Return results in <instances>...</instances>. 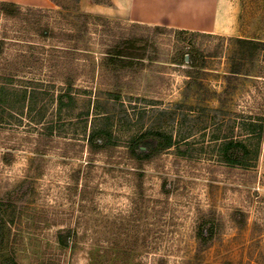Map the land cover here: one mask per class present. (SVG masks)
<instances>
[{"label": "rangeland", "instance_id": "1", "mask_svg": "<svg viewBox=\"0 0 264 264\" xmlns=\"http://www.w3.org/2000/svg\"><path fill=\"white\" fill-rule=\"evenodd\" d=\"M52 1L53 9L0 16V78L14 76L15 92H38L32 112H0V200L17 207L14 260L4 264H264V138L248 169L219 154L245 140L246 121L264 117V75L253 77L264 73V50L223 40L264 43V0H236L235 32L213 38L105 18L84 0ZM47 25L54 38L41 35ZM124 40L143 46L144 59L107 65V51ZM190 49L203 66L194 77ZM69 75L80 106L58 114ZM101 116L113 119L121 146L92 153L87 135ZM148 131L177 144L139 169L126 144ZM210 217L216 233L202 245L198 228Z\"/></svg>", "mask_w": 264, "mask_h": 264}, {"label": "trees", "instance_id": "2", "mask_svg": "<svg viewBox=\"0 0 264 264\" xmlns=\"http://www.w3.org/2000/svg\"><path fill=\"white\" fill-rule=\"evenodd\" d=\"M24 9L31 11L33 8L0 2V16L8 19L18 18ZM97 19L103 20L104 18ZM154 29L161 31L167 28L154 27ZM173 31L177 35L192 34L207 38L215 37L213 35L191 33L187 31ZM41 35H50L49 37L52 38L55 37L53 29H50L48 25L43 28ZM71 38L74 43L77 44L79 36ZM223 40H227L230 44L239 45L242 50H253L255 55L264 50L263 42L234 38H223ZM4 44V40H0V55L3 53ZM74 47L73 49H76L77 46L74 45ZM195 52H197L196 49H190L186 51L184 57V62L190 59L188 63V73L190 77H194L195 71L203 67L202 65L198 66L195 64V55L193 56ZM145 53L146 49L143 46L139 47L135 40H124L107 51L105 62L109 66L124 68L132 61L143 60ZM118 63L119 65H117ZM239 65L241 67L246 66L244 64ZM239 74L240 73L237 71L231 72L232 77H237ZM261 75H264V73L257 72L253 77L261 79ZM13 79L14 76L11 75L0 78V112L3 114H7L8 112L23 114L26 110L27 112H32L38 105V92L36 90H31L30 92L28 90L15 92L13 89ZM65 80L66 89H62L55 99L56 110L58 114L68 113L69 115H74L80 106L79 97L74 91L76 78L69 75ZM79 117L84 122V127L87 128L88 119L90 117V101L85 104ZM243 129L247 136L245 140H230L225 142L220 147L219 154L226 165L234 168L248 169L256 163L260 155V146L264 138V117L259 116L258 119L246 121L243 124ZM147 142L152 144H148ZM87 143L92 153L110 151L121 146V138L115 133L113 119L110 116H101L94 120L91 124L90 132L87 135ZM176 144L177 142L172 135L148 131L142 135L131 138L126 144V149L128 157L138 164L139 169H143L146 163L153 162L159 155L172 149ZM16 218L17 207L14 203L4 204L3 201L0 200V264H4L6 258L14 260L13 254L8 252V247L11 238V226L14 224ZM215 229L216 225L213 217L203 220L197 232V238L202 245H207L213 240L216 233ZM70 236V233L65 236L61 235L59 237L60 244L64 247H68Z\"/></svg>", "mask_w": 264, "mask_h": 264}, {"label": "crops", "instance_id": "3", "mask_svg": "<svg viewBox=\"0 0 264 264\" xmlns=\"http://www.w3.org/2000/svg\"><path fill=\"white\" fill-rule=\"evenodd\" d=\"M84 1L88 12L105 18L213 36H231L240 16L236 0H109L107 4ZM0 2L39 9L55 7L52 0Z\"/></svg>", "mask_w": 264, "mask_h": 264}]
</instances>
